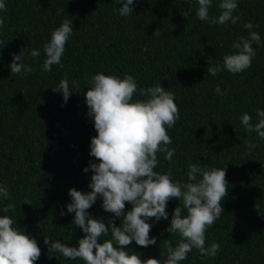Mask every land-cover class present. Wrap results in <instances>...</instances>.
<instances>
[{"label":"trees","instance_id":"obj_1","mask_svg":"<svg viewBox=\"0 0 264 264\" xmlns=\"http://www.w3.org/2000/svg\"><path fill=\"white\" fill-rule=\"evenodd\" d=\"M221 2L213 0L210 17L221 14ZM5 3L7 11H0L5 21L0 30V185L11 198H0V217H10L14 227L36 239L42 250L36 264H84L79 258L67 260L59 252L49 253L44 239L78 247L85 236L75 227V213H68L67 205L72 202L70 189L91 191L94 173L84 169L90 162H100L90 156L91 140L98 133L85 98L98 73L120 79L132 76L138 85L133 102L150 98L141 96L139 89L158 84L174 94L180 118L167 132L175 154L169 162L166 154L158 153L155 171L170 173L173 182L187 183L190 164L227 169L224 213L206 232L205 247L218 243L219 250L215 257L205 258L194 248L180 264H264V140L241 123L247 113L255 126L260 119L257 111H264V0H238L234 15L239 21L224 25L200 20L198 0H135L129 16L120 15L119 0ZM187 10L190 14L185 17L182 13ZM65 19L72 21L74 31L62 56L63 66L43 71L44 45ZM247 23L261 37L259 45L253 42L252 66L238 74L226 69L217 76L208 74L210 66L223 68V58L236 53L234 42L249 37ZM22 49L21 62L33 71L11 74L13 54ZM32 50L40 55L33 57ZM65 79L72 90L67 102L59 87ZM217 86L224 94L215 92ZM249 143L255 145L251 151ZM8 204H14L15 211L5 212ZM102 204L98 198L89 214L106 224L114 219L120 227L122 218L104 211ZM179 206L183 209L182 201L171 199L168 219L149 221L156 245L143 248L133 241L126 251L164 264L166 240L173 249L181 241L178 233L167 231ZM132 207L126 203L125 214ZM186 215L183 209L182 216ZM108 239L110 233L100 242Z\"/></svg>","mask_w":264,"mask_h":264},{"label":"clouds","instance_id":"obj_2","mask_svg":"<svg viewBox=\"0 0 264 264\" xmlns=\"http://www.w3.org/2000/svg\"><path fill=\"white\" fill-rule=\"evenodd\" d=\"M119 2L123 4L119 8L121 16L133 14L135 0ZM212 3L213 0H198L196 14L200 20L220 25L239 21L240 17L234 15L239 6L238 0H222L218 17L209 15ZM0 11H7L5 0H0ZM182 14L187 17L190 13L187 10ZM4 24L3 17H0V30ZM244 27L249 30V37H240L238 42H234L236 53L223 58V68L219 64L210 66L208 74L217 76L223 69L238 74L252 66L256 55L253 42L259 45L261 37L259 33L251 31L252 23ZM73 31L72 21L65 19L52 32L50 42L44 45L46 59L43 71L50 72L53 65L63 66L62 56ZM23 55L24 49L19 55L13 54L11 74L33 71L21 62ZM31 55L38 57L40 52L32 50ZM91 83L92 87L87 90L85 98L88 115L94 119L98 135L91 140L90 156L100 162H90V167L84 169L85 172L94 173L89 184L91 191L85 194L70 189L72 202L67 205L68 213H75V227L82 229L85 236L79 240L78 247L60 241L50 243L51 240L45 237L44 243L49 246V253L59 252L67 260L79 258L84 264H161L158 259L143 260L139 254H129L126 249L133 241L143 248L156 245L157 238H150L152 223L149 221L167 220V204L171 199H177L183 202L187 215L182 216L181 206L174 210L167 231L178 233L181 241L173 249L171 242L166 240L168 258L164 264H180L194 248L205 258L215 257L219 244L212 243L206 248V232L224 213L222 202L229 190L227 169H209L190 164L187 183L173 182L170 173L161 174L154 170L159 164L158 153L166 154L164 159L169 162L175 154V149L169 148L172 140L167 132L180 118L174 94L158 84L139 89L141 96L150 98L133 102L138 85L132 76L120 79L98 73L92 77ZM59 87L67 102L72 95L68 81L62 80ZM215 92L224 94L219 86ZM257 116L260 119L255 126L247 113L242 116L241 123L248 132H256L264 140V111L258 110ZM247 147L251 151L255 145L249 143ZM0 198H11L3 185H0ZM98 198L103 200L104 211L114 214L115 218H122L120 227L116 226L114 219L106 224L89 214L88 210ZM126 203L133 207L125 214ZM3 210L15 211V205L8 204ZM14 223L8 216L0 217V264H36L42 255L41 248L36 239L14 227ZM109 233L111 239L101 243L100 238Z\"/></svg>","mask_w":264,"mask_h":264}]
</instances>
